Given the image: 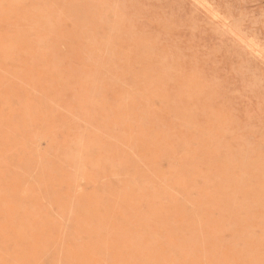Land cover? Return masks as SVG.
Segmentation results:
<instances>
[{
  "label": "rangeland",
  "instance_id": "obj_1",
  "mask_svg": "<svg viewBox=\"0 0 264 264\" xmlns=\"http://www.w3.org/2000/svg\"><path fill=\"white\" fill-rule=\"evenodd\" d=\"M0 264H264V0H0Z\"/></svg>",
  "mask_w": 264,
  "mask_h": 264
}]
</instances>
